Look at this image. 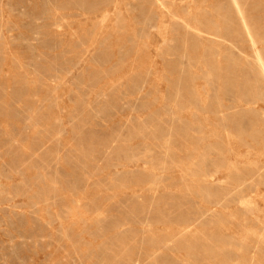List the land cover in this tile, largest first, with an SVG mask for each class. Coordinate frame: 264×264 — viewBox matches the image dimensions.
I'll list each match as a JSON object with an SVG mask.
<instances>
[{"label":"rangeland","instance_id":"rangeland-1","mask_svg":"<svg viewBox=\"0 0 264 264\" xmlns=\"http://www.w3.org/2000/svg\"><path fill=\"white\" fill-rule=\"evenodd\" d=\"M0 264H264V0H0Z\"/></svg>","mask_w":264,"mask_h":264}]
</instances>
